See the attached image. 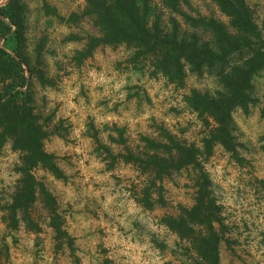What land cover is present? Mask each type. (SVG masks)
Wrapping results in <instances>:
<instances>
[{"label":"clouds","instance_id":"clouds-1","mask_svg":"<svg viewBox=\"0 0 264 264\" xmlns=\"http://www.w3.org/2000/svg\"><path fill=\"white\" fill-rule=\"evenodd\" d=\"M24 3L25 55L32 61L39 59L41 70L47 65L46 78L54 82L34 88V111L51 116L56 124L63 121L67 130L56 138L58 151H49L44 142L48 154L64 160L65 167L60 169L64 176L52 174V187L47 191L56 201L57 214L65 220L60 226L65 235L57 239L49 215L34 219L39 231L29 228L22 211L17 212L15 228L4 220L25 179L28 153L0 133V264H195L197 260L203 264L191 241L165 222L172 214L170 209L179 215L181 207L190 210L195 206L193 185L201 174L210 182L207 191L228 229L221 243L229 255L221 264L228 260L232 264H264V119L260 114L264 69L248 81V112L239 103L232 111L234 152L249 161L240 164L223 145L214 144L211 155L206 152L204 141L211 136L198 112L183 98L191 95L192 88L201 94L207 91L213 98L223 90L207 65L201 76L181 57L185 84L191 83V88L178 91L176 82L163 70L150 62L138 63L135 56L139 49L126 47V42L115 50L109 44L98 45L97 49H103L99 55L93 49L90 58L85 56L89 62L78 63L77 53L86 54L89 45L69 37L80 35L83 41H90L94 35L84 20L78 24L72 20L73 15L83 16L87 0ZM244 4L264 39V0H244ZM45 37L58 44L47 54L38 52ZM37 123L43 126L44 121ZM163 133L184 141L187 147L195 144L200 167L188 165L159 178L154 172L145 173L141 161L158 156L147 141L171 143ZM121 136L126 141L123 145L118 144ZM114 143L117 146L113 147ZM129 149L137 157L135 161L124 159ZM145 189L150 190L151 208L143 203ZM212 227L220 230L216 220ZM195 230L208 235L202 227ZM227 240L235 242L232 251L236 256L231 255Z\"/></svg>","mask_w":264,"mask_h":264},{"label":"trees","instance_id":"trees-1","mask_svg":"<svg viewBox=\"0 0 264 264\" xmlns=\"http://www.w3.org/2000/svg\"><path fill=\"white\" fill-rule=\"evenodd\" d=\"M180 1L164 0V4L173 11L181 12L196 31H185L175 17L171 18L170 32H166L158 22L159 19L151 25L150 0H87L86 13L95 17L94 23L98 34L90 39L87 53H80L81 61L85 56H91L92 50L98 45L126 42L128 46L135 45L139 49L135 56L138 63L150 62L157 70H163L169 75L171 81L176 82L178 87L186 85L184 65L180 63L181 57L192 66L193 72H200V75L203 74L202 67L207 65L209 73H215L219 77L223 90L218 91L213 98L208 92L201 94L192 89L190 97L193 110L198 112L204 125L210 128L208 135L211 139L204 141L206 152L211 155L213 145L220 144L225 150L232 151L233 157L240 161L242 159L234 152L232 111L239 103L244 106L245 112H248L247 103L250 99L247 94L248 81L253 73L257 74L264 69V39H260L244 0H213L221 12L229 17V25L215 17L199 15L198 19H191L193 16L180 10ZM23 22L24 7L19 0H9L7 5H0V34L6 35L14 31L16 43L14 54L0 46V133L11 137L15 147L23 148L28 153L25 157L27 161V167L24 169L25 179L15 196L14 203L8 209L12 227L15 228L17 212L23 211L26 219H30L29 208L41 194L50 207L51 224L60 238L65 235L60 232L62 216L57 214L55 199L47 191L45 183L37 178L34 170L43 167L58 178L64 176V173L60 170L56 156L45 151L44 141L49 132L44 124L42 126L37 123L42 117L34 111L36 110L34 94L28 84L23 64L25 59ZM13 25L16 26L15 29ZM197 30L211 33L210 38L203 39ZM29 71L32 76L36 74L42 82H47L41 70L29 67ZM155 74L152 73L154 76ZM252 103L255 104L256 101ZM261 114L264 117V107ZM166 134L174 144L176 157L171 153L168 155L167 152L163 154L159 152L161 148L172 150L168 144L148 140L149 148L156 149L158 156L147 157L141 161L142 168L154 172L158 178L163 177L173 166L181 169L194 164L199 168L200 165L196 162L198 149L195 144L187 147ZM0 138L2 142L3 137ZM127 159L129 160V157ZM136 159V156L130 155V160ZM196 182L195 206L190 210L181 207L179 215H169L165 222L173 231L191 241L192 248L203 258V264H221L223 234L213 229L212 221L216 220L223 225V218L219 215L220 209L215 207L211 194L207 191L210 183L207 176L201 174ZM152 183L154 187L155 181ZM144 193L143 203L151 208L150 190L145 189ZM200 227L208 232L207 237L195 230ZM68 243L71 244L72 241L69 240ZM195 264L201 262L197 260Z\"/></svg>","mask_w":264,"mask_h":264},{"label":"rangeland","instance_id":"rangeland-1","mask_svg":"<svg viewBox=\"0 0 264 264\" xmlns=\"http://www.w3.org/2000/svg\"><path fill=\"white\" fill-rule=\"evenodd\" d=\"M19 1L24 7V19H25V13L27 11V5L24 3V0H19ZM8 3H9V0H0V5H2V6H5ZM150 4H151V13H150L149 20H150V24L151 25L155 22L156 19H159L158 22L162 24V26L164 27L166 32H170L171 29L169 28V23L171 24V18L175 17L180 22V24L182 25V28L185 31H187V32L196 31V29L192 28L190 26V24L185 20V17H184V15L181 12H176V11H173V10L169 9L168 7H166L165 4H164V0H150ZM86 10H87V7L84 10L83 16L73 15L72 20L74 22H76L77 24H78L79 21L84 20L90 26V30L94 34L93 36H95L96 34H98L97 33L98 29L96 28L95 23H94L95 22V17L93 15H91V14L86 13ZM180 10L182 12L186 13V14L191 15V16L202 15V16H205V17H208V18L209 17H215V18H217V19H219V20H221V21H223V22H225L226 24L229 25V17L221 12L219 6L213 0H204L203 3L201 2V0H191V2H189V0H181L180 1ZM173 13H175V15H173ZM4 19L8 20V18H4ZM13 28L15 29L16 26L13 25ZM74 31H76V29H74ZM197 31L201 34V37L203 39H205V40L209 39L210 36H211V33H208L206 31H203V30H197ZM14 34H15L14 31H12L10 33H7L6 35L0 34V46L5 48L7 51H9L12 54H14V48L16 46ZM69 39L74 40V41H80L81 45H83L84 43H88L89 44V41H83L82 37L80 35H73V36L69 37ZM45 41H48V43H45ZM117 45H119V44L112 45L114 50H115ZM57 46H58L57 41L49 40L48 37H45L44 40H42L41 43H40V47L38 49V52L39 51H43L45 54H47V52H48V50L50 48H55ZM126 47H128L127 44H126ZM95 49L97 50V55H99L103 51L102 48H99V49L95 48ZM24 57H25V59L23 61V64H24V67L26 68L27 76L31 77V80L28 79V84H30V86H31V88L33 90V94H34V88L36 86L42 85V84H52V83H54L52 80L46 78V72L49 70L47 68V65L44 66V70H41L40 65H41L42 62L39 59H37L35 61L29 60V58L25 55V51H24ZM88 57L90 58L91 56H88ZM236 57H237V55H236ZM76 60H77L78 63H87V62H89L88 59H83L81 61L80 53H77ZM29 67L37 68L38 70H41L43 72L44 77L46 78L47 82H42V80H40V78L36 74L32 76L30 74ZM257 74H261V71L259 73H257ZM202 75L203 74H201V76ZM215 76H216V79H217V83H219L221 85V83L219 81V77L216 74H215ZM176 87H177L178 91L182 90V89H184L186 87L187 88H191V83L186 84L184 87H178V86H176ZM192 89H194V88H192ZM205 92H207V91H205ZM190 97H191V95L190 96L189 95H185L183 98H184L185 101H187L189 103V105L192 108ZM149 103H151V101H149ZM34 104H35V107L37 109V105H36L35 101H34ZM262 108L263 107H261V109H260V114H261ZM171 111L176 113L177 109L173 108V109H171ZM36 112H38V111H36ZM40 115H41V117H42V119L44 121L43 124H44L46 130L49 132L48 137L45 139V141H47V143H48L49 151H58L59 149H58V143H57V139L56 138H57V136L62 137L67 132V130L62 127L63 121H61L60 124H56V122L53 121L51 116L43 117L42 114H40ZM261 118L264 119L262 114H261ZM199 119H200V117H199ZM89 127L91 128V126H89ZM233 127H234V129L236 128L234 120H233ZM204 129L206 130L207 133H209L210 128H208V127H206L204 125ZM0 131H1V129H0ZM161 131H163V130H161ZM181 131L182 132H187V129H181ZM163 134L165 136H167L166 133H163ZM261 139H264V137H261ZM174 140L178 141V140H176L175 137H174ZM168 141L171 142L168 145L171 146L173 149L172 150H168V149H165V148H161L159 150V152L162 153V154H163V152H167L168 155H169V153H171V154L175 155V157H176V151L174 150L175 149L174 144L169 138H168ZM178 142H181V143L185 144L184 141H178ZM0 143H2L1 142V138H0ZM125 143H126V141L121 136L119 141H118V144L123 145ZM44 145H45V143H44ZM218 145H220V144H218ZM115 146H117V145L114 143L113 147H115ZM241 147H243V145H241ZM99 150L100 149L98 148L97 151H99ZM104 150L105 151H109L108 149H104ZM109 155H111V152H109ZM130 155H131V150L129 149V154L126 155L124 157V159L128 160L127 158L129 157V160H130ZM113 159H115V158H113ZM233 159L236 160V158H234V157H233ZM56 161L58 162V164H59V166L61 168L65 167L63 159H59V158L56 157ZM237 162L240 163V164L249 163V161H245V160H240V161H237ZM109 167L111 168L112 165L110 164ZM142 170L145 173H149L150 172V171H147V170H145L143 168H142ZM171 170H179V169L175 168L173 166L168 171L167 174H170ZM34 172H35V175L37 176V178L45 183L47 188H51L52 187V184L50 183L52 173H50L48 170H46L43 167L35 168ZM42 172L44 173V175H41ZM196 184H197V182H195V184L193 185V198L194 199H195L196 191H197ZM0 211H2V209H0ZM169 211H171V213H172L171 215H175V216L177 215L175 210L170 209ZM180 212H181V208H180L179 214H180ZM23 214H24V212H23ZM28 214L30 216V219H27V220H28V222L33 224V225H31L29 223V228L36 229L37 231H39V229L37 228L36 223L34 222V219L37 218V217L42 218L43 215L51 216L50 207L43 200L41 194L38 195V198L36 199L35 203H33L31 205V207L29 208ZM61 216H62V214H61ZM24 217L26 219V215L25 214H24ZM3 218H4V220L6 222H8L9 226L11 228H13L12 227V222L10 220L9 209H7V214L4 215ZM62 219H63V216H62ZM63 224H65V220L64 219H63ZM219 231L224 236V234L228 232V229L224 226V224L223 225L220 224V230ZM57 239H59V238L57 237ZM225 243H227L229 251H231V255L232 256H236V252L232 251V245L235 242L233 240H227V241H225ZM57 247L59 248V245ZM220 252H221V262H222V259H227L228 255H229V253L225 251L223 243H221ZM105 264H109V262H105ZM228 264H232V261L228 260Z\"/></svg>","mask_w":264,"mask_h":264}]
</instances>
